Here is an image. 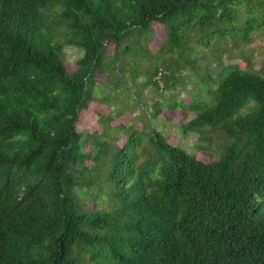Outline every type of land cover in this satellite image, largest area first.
Returning <instances> with one entry per match:
<instances>
[{
    "label": "trees",
    "instance_id": "1",
    "mask_svg": "<svg viewBox=\"0 0 264 264\" xmlns=\"http://www.w3.org/2000/svg\"><path fill=\"white\" fill-rule=\"evenodd\" d=\"M154 22L165 38L141 86L174 97L189 86L162 55L180 62L196 28L250 42L264 0H0V264H264V69L207 68L189 103L154 102V117L166 104L195 114L185 135L222 131L214 160L156 127L112 126L120 113L99 114L101 133L77 130L81 111L109 102L106 85L131 95L115 63ZM68 46L83 52L72 71Z\"/></svg>",
    "mask_w": 264,
    "mask_h": 264
},
{
    "label": "rangeland",
    "instance_id": "2",
    "mask_svg": "<svg viewBox=\"0 0 264 264\" xmlns=\"http://www.w3.org/2000/svg\"><path fill=\"white\" fill-rule=\"evenodd\" d=\"M240 10L242 18L248 16L246 7L240 6ZM148 37L149 39L146 41ZM164 38L165 28L156 22L152 23V31H133L131 35L124 38V48L131 47L132 53L128 51L115 65L120 78V86L124 85L123 73L124 78L128 81L126 86L129 87V93L132 96L127 95L128 91L123 88L118 89L116 94L110 92V87L106 85L102 90H105V94L109 96V102H92L87 110L81 111L77 130L80 132L88 131L92 134L101 133L103 125L99 123V114L120 113L113 123H111L112 126L131 125L139 130H147V127L153 126L161 130L172 144H181L190 152L196 153L204 161L214 160L220 156L224 145L230 143V139L222 131L204 129L201 132L185 135L180 126L183 121L187 122L195 117V114L192 111L185 112L181 107L171 110L169 109L170 104H164L165 108L161 115L154 117V102L171 99L173 104L183 98L185 102L189 103L192 99L194 88L204 89V84L197 72L201 71L203 73L207 68L217 71L227 65L239 64L245 69L250 65L256 70L264 69V23L261 27L255 29L250 42L247 43L242 42L238 38L235 39L229 34H226L225 37H221L217 33L206 35L199 28L193 29L189 37L185 39L186 49L180 62H178L177 58L179 56L177 53H167L161 57L163 60L169 57L173 58L178 75L183 79V83L188 84L189 91H180V95L176 94L174 97L172 92H165V98L153 85H149L148 87L141 86V83H144L147 78L145 75L150 74L152 65L155 62L153 55L160 50ZM143 46H146L147 49H144ZM114 49V43L108 44L107 54H113ZM82 53V50L78 48L72 46L66 47L63 57L69 70L72 71L76 68L75 61ZM159 62L161 63L162 61ZM133 65L135 69L138 65L137 72L140 73L138 80L134 77ZM108 78H111L110 82H115L116 80L115 77L108 74H97L95 76V79L103 84H110L107 81ZM112 85L115 84L113 83ZM119 92L124 93L120 94ZM96 95L101 97L98 90L96 91ZM128 96H130L129 100H132L133 97L136 99L132 103L130 101L125 107L122 99ZM207 98L210 99V96L208 95ZM111 132L113 133V131ZM117 134L119 136L116 143L119 146H123L126 142V136L122 130L117 132ZM86 148L90 149L89 143L86 144ZM93 191L96 193V190ZM100 197L97 200L98 208L109 209L106 203L107 196L102 194ZM94 205L95 203L89 202V208H93Z\"/></svg>",
    "mask_w": 264,
    "mask_h": 264
}]
</instances>
